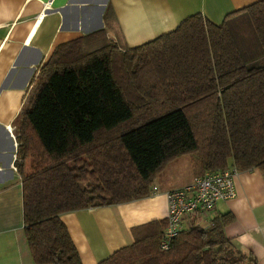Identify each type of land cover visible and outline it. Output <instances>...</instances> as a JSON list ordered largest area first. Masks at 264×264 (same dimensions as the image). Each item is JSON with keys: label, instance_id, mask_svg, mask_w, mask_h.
<instances>
[{"label": "trees", "instance_id": "1", "mask_svg": "<svg viewBox=\"0 0 264 264\" xmlns=\"http://www.w3.org/2000/svg\"><path fill=\"white\" fill-rule=\"evenodd\" d=\"M245 10L264 52V0ZM32 84L14 166L35 264H82L60 215L147 197L178 156L190 154L197 175L264 174V65H246L230 30L201 14L132 48L105 30L61 44ZM232 218L181 228L167 250L153 228L98 264H257L224 235Z\"/></svg>", "mask_w": 264, "mask_h": 264}, {"label": "crops", "instance_id": "2", "mask_svg": "<svg viewBox=\"0 0 264 264\" xmlns=\"http://www.w3.org/2000/svg\"><path fill=\"white\" fill-rule=\"evenodd\" d=\"M257 1L0 0V264H35L24 234L22 184L14 166L15 119L53 50L99 30H105L108 41L121 47H136L174 30L195 14L224 24L232 32L246 18L245 8ZM260 60L264 62V55ZM173 160L157 174L147 197L60 215L82 264H98L153 228L162 233L165 193L198 176L191 159L181 166H174L178 159ZM233 182L234 198L219 201L206 215L184 216L181 228L199 225L208 229L213 217L230 213L233 218L224 226V235L240 251L255 257L257 264H264V174L259 168L239 171ZM159 222L164 225L159 227Z\"/></svg>", "mask_w": 264, "mask_h": 264}, {"label": "built area", "instance_id": "3", "mask_svg": "<svg viewBox=\"0 0 264 264\" xmlns=\"http://www.w3.org/2000/svg\"><path fill=\"white\" fill-rule=\"evenodd\" d=\"M239 171L226 168L206 171L184 186L171 189L165 193L167 202L165 226L159 241L161 250H167L170 243L181 229L184 216L200 211L208 213L221 200L235 197L233 178Z\"/></svg>", "mask_w": 264, "mask_h": 264}, {"label": "rangeland", "instance_id": "4", "mask_svg": "<svg viewBox=\"0 0 264 264\" xmlns=\"http://www.w3.org/2000/svg\"><path fill=\"white\" fill-rule=\"evenodd\" d=\"M232 30V35L237 39L236 45L238 46V49L240 50L244 60L248 63V65L252 66L254 63H256V65L253 66L264 65V62L262 63L260 60L261 56L264 55V52L247 13L246 18L240 20V23H238L236 27H233ZM177 159L178 160L175 162L174 166L187 165L191 159V156L190 154H185L178 156Z\"/></svg>", "mask_w": 264, "mask_h": 264}]
</instances>
